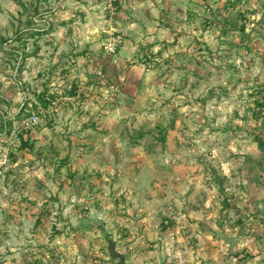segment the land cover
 <instances>
[{
	"label": "rangeland",
	"instance_id": "obj_1",
	"mask_svg": "<svg viewBox=\"0 0 264 264\" xmlns=\"http://www.w3.org/2000/svg\"><path fill=\"white\" fill-rule=\"evenodd\" d=\"M0 37V264L264 248V0H0Z\"/></svg>",
	"mask_w": 264,
	"mask_h": 264
},
{
	"label": "crops",
	"instance_id": "obj_2",
	"mask_svg": "<svg viewBox=\"0 0 264 264\" xmlns=\"http://www.w3.org/2000/svg\"><path fill=\"white\" fill-rule=\"evenodd\" d=\"M132 25H134V23ZM255 196H256L255 197V199H256V203H255L256 210H257V212L259 214L260 219L263 220L262 222H264V215H263V213H264V183L257 188V190L255 192ZM235 238H237V237L235 236ZM258 242L259 241H255V240L251 239V243L253 245H255L256 243L258 244ZM246 247L247 246H244V243L243 242L242 243L239 242V239H238V247L236 248V252H244V251L245 252H250V250L248 251V249ZM263 252H264V248L261 251L257 252L258 255L250 256L248 258L252 259L253 262L256 263V264H260V263L264 264V258H259L263 254ZM173 253L176 255V251L175 252L173 251ZM177 254H179V252H177ZM250 254L252 255V253H250ZM207 257H208V254H206V253L204 254V256H202L203 259H206ZM241 257H238V258H241ZM210 258H211V256H210ZM236 259H235V257H232L231 263H229V264H235V260ZM199 263H201V262H199Z\"/></svg>",
	"mask_w": 264,
	"mask_h": 264
},
{
	"label": "trees",
	"instance_id": "obj_3",
	"mask_svg": "<svg viewBox=\"0 0 264 264\" xmlns=\"http://www.w3.org/2000/svg\"><path fill=\"white\" fill-rule=\"evenodd\" d=\"M25 35H26V33L19 32L12 39H13V41H18V40L24 38ZM0 40L2 42H5V43H7L9 41L8 39H5L4 37H0ZM17 53H19V52H17ZM45 97H46L45 94L39 95L40 101H42L43 105L47 108V107H49L51 105V99H46ZM260 105L264 108V102H262V104H260ZM25 107L26 106H23V108L20 109L19 114H21L22 112L25 111V109H26ZM35 107H37V106H35ZM158 132H159V135H160L159 138H158L159 141H161L163 144H165L166 143V140H167V135H168L167 134V130L164 129V128H160ZM146 133L147 132H145V131H140L138 133V139H142L145 136ZM257 140L259 142V146L262 147V145H264L263 139H261L260 137H258ZM25 146H26V144H23V147H25ZM226 205H227V202H226ZM235 256H236V258L237 257H241V256H246L248 258V257H250V254H248L246 252H235V254L233 255V257H235Z\"/></svg>",
	"mask_w": 264,
	"mask_h": 264
},
{
	"label": "water",
	"instance_id": "obj_4",
	"mask_svg": "<svg viewBox=\"0 0 264 264\" xmlns=\"http://www.w3.org/2000/svg\"><path fill=\"white\" fill-rule=\"evenodd\" d=\"M223 240L229 244V253L227 256V263L229 264L231 261V256H233L236 252L235 247L238 244V239L224 235ZM108 253H110V258L116 261L114 264H128L126 260V254L117 251L116 244L112 240H109ZM259 258H264V252Z\"/></svg>",
	"mask_w": 264,
	"mask_h": 264
},
{
	"label": "built area",
	"instance_id": "obj_5",
	"mask_svg": "<svg viewBox=\"0 0 264 264\" xmlns=\"http://www.w3.org/2000/svg\"><path fill=\"white\" fill-rule=\"evenodd\" d=\"M113 1H114V0H113ZM110 6H111V4H110ZM116 48H117V47H116L115 44H111V45H110V48H108V49H109L108 52L111 53V54H113V52L115 53ZM99 75H100V78L103 77L102 74L99 73ZM32 122H37V118L34 117L33 120H29V121L27 122V125H26V126H29L30 124H32Z\"/></svg>",
	"mask_w": 264,
	"mask_h": 264
},
{
	"label": "flooded vegetation",
	"instance_id": "obj_6",
	"mask_svg": "<svg viewBox=\"0 0 264 264\" xmlns=\"http://www.w3.org/2000/svg\"><path fill=\"white\" fill-rule=\"evenodd\" d=\"M114 261H115V260H114ZM115 262H116V261H115ZM115 262H114V263H115Z\"/></svg>",
	"mask_w": 264,
	"mask_h": 264
}]
</instances>
